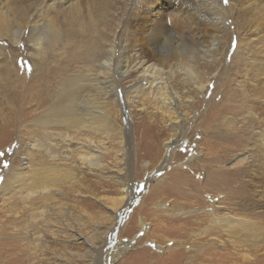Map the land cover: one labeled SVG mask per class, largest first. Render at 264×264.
<instances>
[{"label": "rangeland", "instance_id": "1", "mask_svg": "<svg viewBox=\"0 0 264 264\" xmlns=\"http://www.w3.org/2000/svg\"><path fill=\"white\" fill-rule=\"evenodd\" d=\"M117 1L123 2V0ZM221 1L225 3V0ZM35 4L36 2L32 4L33 7L28 8V19L40 12L39 7L41 8L43 1H38L36 6ZM205 5L203 1L202 12L217 11L213 6L208 8ZM121 7L124 6L113 3L106 18L114 23L113 26L124 25L122 27L127 29L130 13L126 11L122 15L124 8ZM232 10L223 21L224 36L223 33L219 34L216 42L209 43L208 39L205 40L207 43L199 42L200 45L194 42H172L176 50L180 48L183 52L187 49L191 54L200 57L201 55L205 57L206 51L211 53L215 49L212 51L213 76L207 77L206 68L200 71L202 79L208 78L203 91H198L184 80V75L168 74L169 84L175 93L180 95V104L174 106L177 113L165 112V107L159 103V95L155 94V91L153 95H148L142 90L141 85L144 87L146 85H143L135 73L130 72L120 81L123 91L131 85H135L136 89L130 90L125 95L120 94L121 98L125 96L126 110L118 107L112 109L110 106L108 113L111 117L118 115L122 138L131 140L135 154L131 168L126 170L125 164L118 165L114 153H103L108 172L111 173H106V169L94 168L92 172L87 171L88 173L81 177L80 172H76V186L73 185V190H69L68 183H64L60 191L66 192V195L60 196L52 192L50 196L55 198L54 200L53 197L48 198L49 201L44 199L45 195L35 193L36 189L40 191L39 188H34L35 191H27L24 186H21L22 189L16 185L6 184L11 169L21 168L27 153L31 159L37 156L38 150L29 148L32 136L26 133V129L37 130L39 125L25 124V121L31 119L28 118L27 113L38 100L32 103V99L37 95L42 97L48 94L51 85L56 82L54 75L60 74L65 63L70 60H80L82 65L70 61L71 69L77 67L85 69L101 61L111 45L115 47L114 57L111 58L114 62L111 61V66L117 68L119 65L116 66V62L121 60L123 47L118 43L116 45V42H109L114 36H109L108 30L96 27L92 28L89 35L74 30V42H56L54 48H44L42 58L34 59L29 56L31 46L25 33L22 41L14 44L8 36H4L6 32L2 33L3 36L0 37V51L2 48L0 264H107L111 259L109 264H189L188 261L194 264L207 262L208 264H264V189H261L264 188V166H262L264 148L259 144L257 128L250 127L254 125L250 116L252 112L246 110L251 95L256 93L254 87L248 86L247 80L253 76L250 57L251 53L254 55L255 52L250 53L251 46L246 44L251 42V35L246 33L240 23L236 25L232 23L229 17V14L234 12ZM96 30L99 31V36L95 44L87 42L93 38ZM86 36L90 39L88 37L83 40ZM212 43L214 46L210 47ZM181 45L183 46L180 47ZM33 59L35 62L32 61ZM3 61L7 62L3 63ZM4 67L10 74L6 73ZM75 71L76 69L73 70ZM46 79L49 85L46 84ZM252 101L257 104L255 98ZM254 113L261 117V112ZM46 131L49 133L50 129L46 128ZM34 133L39 141H42L40 134ZM64 143L66 141L62 140L59 144ZM102 143L104 146L110 145V152L117 151L116 140H104ZM168 143L170 146H167ZM91 144L93 147L95 143L91 142ZM80 145L81 142L78 144V141H75L69 146H72L73 153L76 154L79 152L78 147L81 149ZM40 152L44 160L45 152L43 150ZM167 153L170 158L163 161ZM203 153L209 158L208 161H202ZM215 156L218 157L217 161L212 162ZM239 156L245 157L242 162L234 163ZM75 161L78 162L77 158ZM144 163L147 164L146 167ZM215 167L219 170H214ZM216 172H219V180L213 179L209 182L207 179H212L209 174L214 177ZM117 173L124 174L127 178L126 193H122L124 186L121 182H118L117 178H112L117 176ZM238 179H243L244 186L242 184L238 186ZM175 180L183 181L187 194L193 195L190 194L191 196L185 198L173 195L174 191H170L169 183L175 185L173 182ZM237 191H239L238 196L233 201L239 202L240 197H243V200L234 206L235 208L232 207L231 211L242 217L245 226L247 221L253 227L252 234L236 235L233 244L225 235H220L218 238L221 244L214 238L206 236L202 238L203 240L198 239L201 240L200 245L203 244V247L195 246L191 242L192 240L197 242L195 236L180 235L182 231L177 229V225L181 220L173 217L193 219L194 215L208 213L217 202L220 203L216 206L225 205L224 197L230 192ZM114 197L124 198L117 205H121L119 215H114L110 211L111 199ZM176 203L181 205L175 208ZM47 205L54 206L55 214H60L61 217L57 222L50 221L55 214L54 211H50L51 209L48 210ZM169 207L174 209L173 217L162 212ZM221 213H225V210ZM202 217L204 216L198 218ZM61 220L75 230L74 240L64 242L63 233L56 231L52 233L60 227L67 229L60 223ZM159 223H167V227L162 228ZM35 231H39V235L45 233L42 244L47 247H43L42 244L36 245L37 241L33 235ZM176 240H181L182 245L171 250ZM125 241H130L127 246L122 245ZM205 243L207 245L204 247ZM186 244L189 247H186ZM215 251L220 252L219 256L211 254ZM206 255L212 257V260L203 259L207 257Z\"/></svg>", "mask_w": 264, "mask_h": 264}, {"label": "bare ground", "instance_id": "2", "mask_svg": "<svg viewBox=\"0 0 264 264\" xmlns=\"http://www.w3.org/2000/svg\"><path fill=\"white\" fill-rule=\"evenodd\" d=\"M38 1L40 0H0V37L3 36L2 33L6 32L4 36H8L14 44L19 43V41L21 42L25 33L31 46L29 51L31 58H42L44 48H54L56 42H74V30L88 34L92 28L96 27H103L108 30V35L114 36L109 42H116V45L118 43L123 47L124 53L120 61H115L117 63L116 66L119 65L115 69L114 65L113 67L111 66L115 48L112 45L107 48V52L101 61L89 67L87 66L85 69L77 67L75 68L76 71L73 72L75 69H71L72 66L69 65L70 61L80 64L81 61L70 60L65 63V67L60 71V74L54 75L53 78L56 82L51 85L48 94L42 97L39 96L40 98L37 95L32 99V103L36 99L38 100L31 107L29 113H27L28 118L31 119L25 121V124L39 125L37 130L26 129V133L32 136L29 148L31 150H38L36 152L37 156L35 159H31L27 153L22 167L11 169L6 184L18 187L24 186L27 191H35L33 190L34 188H39L40 191L36 189L35 193L41 194V196L45 195L44 199L47 200L53 197L50 196L52 192L60 196L66 195V192L60 191V187L64 183H68L69 190L72 191L73 185L76 186V172H80L81 177H84V174L88 173L87 171L92 172L94 168L99 170L106 169V173H111L108 172L107 164L103 159V153H114L118 165L122 166L125 164L126 170L131 168L135 155L131 140L122 138L118 124V115L116 114L117 117L115 115L111 117L108 113L110 106L112 109L118 107L126 110L125 96L121 98L120 94L125 95V93L136 87L135 85H131L127 90L124 89L123 91L120 81L126 78L130 72L135 73L143 82V85H146L145 87L141 85L142 90H145L148 95H153V91L159 95V103H162V106L165 107V112L170 113L172 111L177 113L174 106L177 107L180 104V95L175 93L169 84L168 74L174 75L179 73L184 75V80L188 81L198 91H203L208 83V78L213 76L214 55L212 51L215 49L210 53V51H206V48L205 51L207 53H204L206 54L205 57H202V55L200 57L191 54L187 49H184L182 52L179 48L177 52L172 42L204 43L207 39L209 43L216 42L219 34L223 33V21L232 9L234 12L229 14L232 23H235V25L236 23H240L246 33L251 35V42L245 43L251 46L250 53L251 51L255 52L254 55L251 53L250 57L253 76L247 80L248 86L254 87L256 93L251 95V100L248 102L246 110L252 112L250 116L255 126L250 125V127L253 129L257 128L256 132H258L259 144L264 148V0H228L225 3L221 0H179V2L177 0H123V2L117 0L115 2L113 0H42L43 5L41 8L39 7L40 12L28 19L29 6L33 7L32 4L35 2L36 6ZM203 1L206 7L210 8V6H213L217 11L205 10L202 12ZM113 3H120L121 6H124L121 7L124 8V11L121 13L122 15L126 11L130 13L128 15V22L126 21L128 23V25L126 23L127 29L122 27L124 25L113 26L114 23L112 24L106 18V14ZM209 14L210 16H208ZM234 18L235 20H233ZM132 22L134 23L130 25ZM98 36L99 31L96 30L95 35L92 36L93 38L87 42H96ZM88 37L86 36L83 40L88 39ZM220 38L219 40H221ZM213 46V43L210 44V47ZM184 47L186 48V46ZM1 51L0 56L2 54ZM201 53L203 52L201 51ZM6 62L3 61V63ZM32 64L35 66V63L32 62ZM205 68L208 78L202 79L200 71ZM4 69L7 74H10L5 67ZM46 84L49 85L47 79ZM253 98L256 99L257 104L252 103ZM254 112H261V117ZM112 125L116 126L112 127ZM46 128L50 129L49 133L46 131ZM34 132L40 134L42 141H39ZM110 139L116 140L118 143L117 151L110 152V145L104 146L102 143V141ZM62 140H65L66 143L60 145L59 143ZM75 141H78V144L81 142V149L78 147L79 152L76 154L73 153L74 149L72 146H69L75 143ZM91 142L95 143L93 147ZM170 144L167 146H170ZM40 150L45 152L44 160L42 159ZM205 155L203 153V162L209 160ZM244 157L239 156L234 163L242 162ZM76 158L78 162L75 161ZM169 158L170 156L167 153L163 161H167ZM217 158H212V162H216ZM146 166L147 164L144 163V167ZM262 166L264 165L262 164ZM214 170L217 171L219 169L215 167ZM100 173L103 175V171ZM128 173L131 174L129 171ZM216 173L214 177L209 174L212 179L209 178L207 180L209 182L213 179L219 180V172ZM256 175L259 174L256 173ZM112 178H117V181L121 182L122 186H124L122 193H126L125 190L127 189H125V186L128 185L126 176L117 173V176ZM238 180V186L241 184L244 186L243 179ZM173 182H175V185L171 183H169L170 186L168 185L170 191H174L173 195L183 198L193 195L192 193L187 194L188 192L184 189L183 181L179 182L175 180ZM205 184L209 183L205 182ZM231 193L233 196H231ZM237 193L239 191L230 192V194L224 197L223 201L226 203L225 205L216 206L220 203L217 202L213 209L208 210V213L203 212L200 215H194L193 219L190 217H173L172 213L175 212L170 207L162 212L166 213L169 217L172 216L176 220H181L177 225V229L182 231L180 235L187 236L190 234L195 236L197 242L195 240L191 241L195 246L203 247V244L200 245L201 240L199 241L198 239H204L206 236L214 238L220 243L218 239L220 235L227 236V239L233 244L235 242L233 238L236 235L248 236L253 233L251 232L253 227L247 221L245 226L244 221L241 220L242 217L231 211L232 207L237 206L243 200V197H240L239 202L233 201V199L237 198ZM122 198L114 197L111 199L112 208L110 211L112 214L119 215L118 211L121 205H117L122 202ZM226 200L232 201L226 202ZM180 205L179 203L174 204L175 208ZM47 208L48 210L51 209L50 211H54L55 214L54 206L47 205ZM223 210H225V213H221ZM201 215L204 217L198 218ZM60 217V214L56 213L53 215L52 220H49L57 222ZM185 219L190 220L185 221ZM62 221L60 223L66 226L67 229L60 227L52 231V233L55 231L60 234L63 233L62 240L70 242L75 239V230ZM185 222L192 224V226H187ZM159 226L165 228L167 227V223H159ZM33 235L37 241L36 245L42 244L45 233L39 235V231H35ZM129 242L125 241L122 245L127 246ZM181 245V240H176L174 245L171 246V250L181 247ZM206 245L207 243H205L204 247ZM42 246L47 247L44 244ZM186 247L189 246L186 244ZM209 248H207L208 251ZM219 253L215 251V253L212 252L211 254H218L219 256ZM208 254L211 255L210 253ZM211 258L207 256L203 259L209 261ZM188 262L193 263L191 261Z\"/></svg>", "mask_w": 264, "mask_h": 264}, {"label": "snow or ice", "instance_id": "3", "mask_svg": "<svg viewBox=\"0 0 264 264\" xmlns=\"http://www.w3.org/2000/svg\"><path fill=\"white\" fill-rule=\"evenodd\" d=\"M225 2H227V0H225Z\"/></svg>", "mask_w": 264, "mask_h": 264}]
</instances>
